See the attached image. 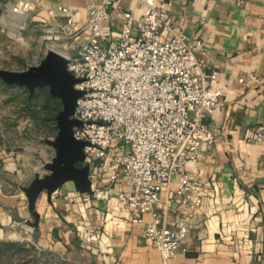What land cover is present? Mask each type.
<instances>
[{"label":"crops","instance_id":"obj_1","mask_svg":"<svg viewBox=\"0 0 264 264\" xmlns=\"http://www.w3.org/2000/svg\"><path fill=\"white\" fill-rule=\"evenodd\" d=\"M35 1L36 8L26 17L53 29L66 18H52L50 8L60 4L73 8L75 24L81 28L89 7L101 2ZM120 3L137 20L142 18L141 0ZM156 4L170 12L178 31L201 41L207 51L205 72H218L208 85L220 90L224 99L205 120L215 143L205 144L206 158L188 164L189 173L204 183L203 202L190 219L186 251H179L170 263L264 264V144L249 139L254 127L264 123V0H156ZM104 28L111 39L117 38L120 21L113 13ZM86 38L82 34L79 42ZM9 159L0 161V240L27 241L34 253L60 258L75 251L82 264H161V253L147 240L144 225L133 224L117 198V191L128 186L102 184L81 192L68 181L51 196L41 191L35 226L22 176L11 170ZM178 201L174 186L162 192L158 206L160 210L168 206L165 224L186 218L178 213ZM150 219L145 216L146 222Z\"/></svg>","mask_w":264,"mask_h":264},{"label":"built area","instance_id":"obj_2","mask_svg":"<svg viewBox=\"0 0 264 264\" xmlns=\"http://www.w3.org/2000/svg\"><path fill=\"white\" fill-rule=\"evenodd\" d=\"M141 1L145 11L138 20L121 0L94 3L81 28L71 7L60 4L48 14L66 18L59 29L70 42L67 69L79 80L75 88L83 91L71 118L81 121L74 137L84 142L83 164L89 166L93 190L102 184L128 186L117 191L119 202L133 224L144 225L161 264H171L186 251L190 219L203 202L204 183L189 173L188 164L206 158L205 144L215 143L205 120L224 99L208 85L218 72H205L201 41L178 31L156 0ZM36 6L35 0H16L12 12L25 15ZM112 13L120 21L115 39L104 28ZM84 33L86 40L79 42ZM249 139L264 144V123ZM171 186L179 197L178 213L187 216L165 224L168 206L160 210L158 204Z\"/></svg>","mask_w":264,"mask_h":264},{"label":"rangeland","instance_id":"obj_3","mask_svg":"<svg viewBox=\"0 0 264 264\" xmlns=\"http://www.w3.org/2000/svg\"><path fill=\"white\" fill-rule=\"evenodd\" d=\"M15 2L0 0V70L27 71L50 49L68 52L70 42L59 28L12 12ZM63 107L62 99L48 86L32 91L0 78V161L3 164L10 158L11 170L22 176L26 197L25 189L32 180L52 173L57 151L51 142L58 135V115ZM31 246L27 241L0 240V264H82L75 251L60 258L34 253Z\"/></svg>","mask_w":264,"mask_h":264},{"label":"water","instance_id":"obj_4","mask_svg":"<svg viewBox=\"0 0 264 264\" xmlns=\"http://www.w3.org/2000/svg\"><path fill=\"white\" fill-rule=\"evenodd\" d=\"M0 78L8 84L27 86L32 91L36 87L48 86L54 96L62 99L64 105L58 115V135L51 142L57 151L51 164L52 173L36 177L25 189L29 210L35 216L34 225L37 226L40 213L36 209V199L41 191L45 190L51 196L68 181L75 182L81 192L93 190L89 166L83 164L84 142L74 137V127L81 125V121L71 118L83 91L74 86L79 80L67 69V58L53 49L48 50L41 61L27 71L0 70Z\"/></svg>","mask_w":264,"mask_h":264},{"label":"bare ground","instance_id":"obj_5","mask_svg":"<svg viewBox=\"0 0 264 264\" xmlns=\"http://www.w3.org/2000/svg\"><path fill=\"white\" fill-rule=\"evenodd\" d=\"M56 52H58V53H60V54H62L63 56H65L66 54L65 53H61V52H59V51H57V50H55Z\"/></svg>","mask_w":264,"mask_h":264}]
</instances>
